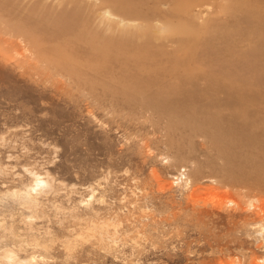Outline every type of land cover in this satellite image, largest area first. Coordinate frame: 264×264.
Instances as JSON below:
<instances>
[{"label": "rangeland", "instance_id": "rangeland-1", "mask_svg": "<svg viewBox=\"0 0 264 264\" xmlns=\"http://www.w3.org/2000/svg\"><path fill=\"white\" fill-rule=\"evenodd\" d=\"M253 200L264 0H0V264H264Z\"/></svg>", "mask_w": 264, "mask_h": 264}, {"label": "bare ground", "instance_id": "bare-ground-1", "mask_svg": "<svg viewBox=\"0 0 264 264\" xmlns=\"http://www.w3.org/2000/svg\"><path fill=\"white\" fill-rule=\"evenodd\" d=\"M22 50V49H21ZM13 51V50H12ZM18 52V51H17ZM19 53V52H18ZM21 53V52H20ZM21 55V54H20ZM25 57V56H24ZM23 58V57H22ZM37 182V185H39L40 183H44V182H42V181H39V180H37L36 181ZM169 183V182H168ZM170 184V183H169ZM228 196V195H227ZM231 199V198H230ZM248 202V201H247ZM259 202H262V201H259V200H253V201H250L249 203H247V204H249V206H254V203L256 204V203H259ZM263 204H264V201L262 202ZM262 203H260L261 205H263ZM229 204H234L235 205V203H234V201H229ZM258 207V206H257ZM259 208H261V207H259ZM263 208H264V205H263Z\"/></svg>", "mask_w": 264, "mask_h": 264}]
</instances>
